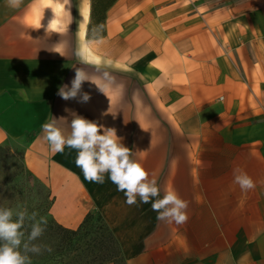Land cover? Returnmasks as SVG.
<instances>
[{
  "label": "crops",
  "instance_id": "1",
  "mask_svg": "<svg viewBox=\"0 0 264 264\" xmlns=\"http://www.w3.org/2000/svg\"><path fill=\"white\" fill-rule=\"evenodd\" d=\"M31 3L0 0V146L23 153L51 218L76 229L99 212L125 264H264V0H71L62 34L31 29ZM98 25L103 43L84 49ZM77 68L88 103L57 95ZM65 108L116 129L160 198L175 190L189 202L187 223L128 205L107 174L85 180L75 149L53 153L42 125L70 123ZM237 168L254 190L233 182Z\"/></svg>",
  "mask_w": 264,
  "mask_h": 264
},
{
  "label": "clouds",
  "instance_id": "2",
  "mask_svg": "<svg viewBox=\"0 0 264 264\" xmlns=\"http://www.w3.org/2000/svg\"><path fill=\"white\" fill-rule=\"evenodd\" d=\"M7 2L10 7L19 8L23 0ZM45 9L52 14L46 25L42 24ZM70 9L71 0H32L26 23L33 30L43 28L46 34H62L72 23ZM101 30L102 26H96L93 38L85 40L82 47L88 49L92 44L103 43L99 35ZM104 77L107 78L108 74L104 73ZM86 81H90L89 76L77 68L70 87L67 84L59 86L57 95L65 101L88 103L91 96L82 90ZM19 94L25 101L28 100L25 88L21 87ZM64 111L71 117L70 123L67 116H50L49 121L42 125L43 139L53 153L63 152L66 146L75 149V164L81 169L85 180L103 184L107 174L117 191L124 193L125 203L128 205H135L139 198L142 204L151 203L158 220L177 225L187 223L189 202L180 198L175 190L165 191L160 198L161 189L157 181L149 179V173L133 159L134 153L124 146L116 129L105 128L97 121L87 120L71 109L65 108ZM233 177V182L242 193L256 187L253 179L239 168L234 169ZM37 215L35 212L29 214L27 208L14 211L12 208L0 207V264H31L30 254L39 255L42 251H51L47 245L35 243L44 234L47 225V220L42 217L37 219ZM26 221L30 222L27 234Z\"/></svg>",
  "mask_w": 264,
  "mask_h": 264
},
{
  "label": "trees",
  "instance_id": "3",
  "mask_svg": "<svg viewBox=\"0 0 264 264\" xmlns=\"http://www.w3.org/2000/svg\"><path fill=\"white\" fill-rule=\"evenodd\" d=\"M105 8L106 6L102 10ZM11 157L17 158L24 168L21 151L0 146V160ZM51 205L52 201L42 211L43 217H48L49 220L46 231L41 236L43 240L36 242L47 245L51 251H42L39 255L30 254L31 264H125L120 245L99 212L96 211L97 215L95 211L87 213L76 229H67L49 216ZM94 218L99 226L92 225ZM29 231L30 227L26 225V234Z\"/></svg>",
  "mask_w": 264,
  "mask_h": 264
},
{
  "label": "rangeland",
  "instance_id": "4",
  "mask_svg": "<svg viewBox=\"0 0 264 264\" xmlns=\"http://www.w3.org/2000/svg\"><path fill=\"white\" fill-rule=\"evenodd\" d=\"M52 201L49 190L33 175H30L22 163L15 157L0 160V207L19 211L27 208L28 213H37V219L43 217L42 211ZM98 213L95 211V215ZM49 216L50 211H49ZM49 220L48 217L44 218ZM27 227L30 222L26 221ZM93 226H99L94 218ZM94 233L91 235L93 236ZM43 240L40 237L36 242Z\"/></svg>",
  "mask_w": 264,
  "mask_h": 264
}]
</instances>
